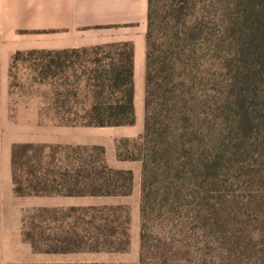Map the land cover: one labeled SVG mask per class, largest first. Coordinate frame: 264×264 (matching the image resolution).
Wrapping results in <instances>:
<instances>
[{
	"label": "trees",
	"instance_id": "1",
	"mask_svg": "<svg viewBox=\"0 0 264 264\" xmlns=\"http://www.w3.org/2000/svg\"><path fill=\"white\" fill-rule=\"evenodd\" d=\"M148 20L144 131L116 142L118 161L142 165L136 264H264V0H149ZM24 57L53 86L52 122L136 125L133 43L17 52L11 80ZM11 164L19 198L133 194V172L101 146L15 144ZM131 229L124 204L22 218L35 254L127 253Z\"/></svg>",
	"mask_w": 264,
	"mask_h": 264
},
{
	"label": "crops",
	"instance_id": "2",
	"mask_svg": "<svg viewBox=\"0 0 264 264\" xmlns=\"http://www.w3.org/2000/svg\"><path fill=\"white\" fill-rule=\"evenodd\" d=\"M148 17L149 0H0V253L11 255L19 248L32 249L18 232L25 210L101 205L99 202L126 205L129 198L16 197L11 164L15 144L101 146L106 150V158L110 148L115 157L112 156L111 161L107 158L109 165L133 172V192L139 190L137 181L142 171L139 162L117 159L116 141L135 137L130 127H65L42 121L40 107L34 101L14 111L12 57L17 52L62 51L131 42L135 49L137 114V99L145 85ZM122 129L127 130L126 134L114 136L116 130ZM11 209L17 212L15 217L18 220L17 232L13 233L7 229ZM34 256L38 259L33 261L47 262L41 259V254ZM47 256L56 258L62 255Z\"/></svg>",
	"mask_w": 264,
	"mask_h": 264
},
{
	"label": "rangeland",
	"instance_id": "3",
	"mask_svg": "<svg viewBox=\"0 0 264 264\" xmlns=\"http://www.w3.org/2000/svg\"><path fill=\"white\" fill-rule=\"evenodd\" d=\"M170 3L160 2L159 8L161 11V18L159 20L160 29L157 31L160 42L164 40L162 37L165 29H162L163 19L165 12L170 8ZM158 23V25H159ZM33 61H30L29 57H24L19 61H15L12 66V105L13 110H19L22 107H27L29 104L36 102L40 107L41 120L52 122L55 116L52 112H49L48 105L51 104L53 98V86L50 81L41 85L39 84V78H37L38 71ZM37 80V81H36ZM144 98H145V85L141 89L138 101V121L136 125L130 129L133 131L135 137L130 139H137L143 134L144 131ZM137 109V106H136ZM52 120V121H51ZM57 124L56 122H52ZM114 131V130H113ZM125 129L116 130L114 136H123L126 134ZM124 139V138H119ZM117 142V141H116ZM115 155L114 150L108 149L107 158L112 160V156ZM115 157V156H114ZM142 166V165H141ZM139 190L133 192L132 196L127 199V206L130 207L132 215V245L127 253H101V254H70L65 256H47L41 254L42 258L47 262L33 261L34 255H37L33 250H22L19 248L16 254L0 253V264H86V263H106V264H136L139 261L140 256V194H141V177L137 181ZM90 203V202H89ZM104 204L105 202H99L98 204ZM14 208V206H12ZM27 210L24 211L23 216ZM17 213V212H16ZM15 210L11 209V214L7 217V229L9 232H17L18 220ZM19 235L22 236V224L20 223ZM14 235V234H13ZM56 261V262H52Z\"/></svg>",
	"mask_w": 264,
	"mask_h": 264
}]
</instances>
